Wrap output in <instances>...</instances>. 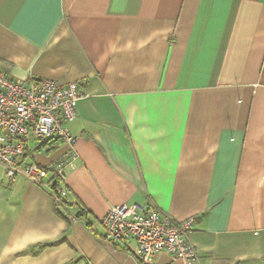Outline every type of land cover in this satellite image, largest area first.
Segmentation results:
<instances>
[{"label": "crops", "instance_id": "crops-1", "mask_svg": "<svg viewBox=\"0 0 264 264\" xmlns=\"http://www.w3.org/2000/svg\"><path fill=\"white\" fill-rule=\"evenodd\" d=\"M0 71L86 94L63 209L0 168V264H139L105 239L126 204L193 219L199 264H264V0H0Z\"/></svg>", "mask_w": 264, "mask_h": 264}, {"label": "built area", "instance_id": "built-area-1", "mask_svg": "<svg viewBox=\"0 0 264 264\" xmlns=\"http://www.w3.org/2000/svg\"><path fill=\"white\" fill-rule=\"evenodd\" d=\"M84 98L86 94L76 85L61 86L51 80L21 81L0 71V168L10 184L24 178L50 191L60 209L69 194L67 172L79 160L75 148L78 138L67 125L76 119L78 103ZM55 139L69 147L55 164L25 163L30 141ZM193 222L163 217L154 206L126 204L112 207L102 224L110 243H137L139 264H151L160 253L182 264H199L198 252L188 239Z\"/></svg>", "mask_w": 264, "mask_h": 264}, {"label": "trees", "instance_id": "trees-1", "mask_svg": "<svg viewBox=\"0 0 264 264\" xmlns=\"http://www.w3.org/2000/svg\"><path fill=\"white\" fill-rule=\"evenodd\" d=\"M54 141L56 142V141H60V140H58V139H55V140H50V141H46V142H44V144L46 143V144H48V143H54ZM62 143H63V141H61ZM64 204H66V203H64ZM81 212H80V214H82V213H84L85 211L84 210H80ZM47 245H43V246H39V247H37V250L36 251H38V250H41V249H43L44 247H46ZM36 251H34V252H36Z\"/></svg>", "mask_w": 264, "mask_h": 264}]
</instances>
